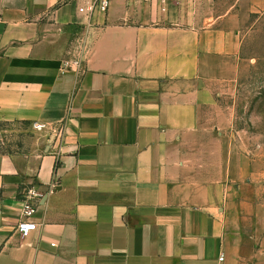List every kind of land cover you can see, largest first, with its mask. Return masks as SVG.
Returning a JSON list of instances; mask_svg holds the SVG:
<instances>
[{"label":"crops","instance_id":"crops-1","mask_svg":"<svg viewBox=\"0 0 264 264\" xmlns=\"http://www.w3.org/2000/svg\"><path fill=\"white\" fill-rule=\"evenodd\" d=\"M91 1L0 0V264H245L264 141L229 100L244 7L264 0H112L89 18Z\"/></svg>","mask_w":264,"mask_h":264},{"label":"rangeland","instance_id":"rangeland-1","mask_svg":"<svg viewBox=\"0 0 264 264\" xmlns=\"http://www.w3.org/2000/svg\"><path fill=\"white\" fill-rule=\"evenodd\" d=\"M250 6L245 5L247 14L241 16L240 73L229 105L235 111L237 127L247 129L252 141H264V4L258 12H251ZM223 8L218 7L219 12L216 9L215 14L221 15ZM247 199L251 203L252 226L246 230L249 236L245 264H254L252 259L255 255H264V178L252 183L247 190Z\"/></svg>","mask_w":264,"mask_h":264},{"label":"built area","instance_id":"built-area-1","mask_svg":"<svg viewBox=\"0 0 264 264\" xmlns=\"http://www.w3.org/2000/svg\"><path fill=\"white\" fill-rule=\"evenodd\" d=\"M112 0H92L86 6L79 9V13L93 18L96 13H107L111 8ZM36 130H42L45 127L40 124H35ZM43 197L35 188H30L26 191L23 201V209L21 220L17 227V233L22 239L29 238L32 233L37 231L38 225L33 221V216L36 214L39 201Z\"/></svg>","mask_w":264,"mask_h":264}]
</instances>
